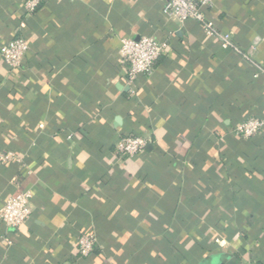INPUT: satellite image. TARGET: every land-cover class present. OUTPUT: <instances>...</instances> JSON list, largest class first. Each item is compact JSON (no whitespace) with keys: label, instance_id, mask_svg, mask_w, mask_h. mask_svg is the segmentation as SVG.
<instances>
[{"label":"crops","instance_id":"crops-1","mask_svg":"<svg viewBox=\"0 0 264 264\" xmlns=\"http://www.w3.org/2000/svg\"><path fill=\"white\" fill-rule=\"evenodd\" d=\"M27 1L0 0V47L29 43L17 69L0 56V150L23 157L0 165V206L32 191L25 223L0 220V264H264V127L232 132L264 119V0L206 9L233 49L163 0ZM140 36L167 47L128 87L121 40ZM122 135L145 150L119 157Z\"/></svg>","mask_w":264,"mask_h":264},{"label":"built area","instance_id":"built-area-1","mask_svg":"<svg viewBox=\"0 0 264 264\" xmlns=\"http://www.w3.org/2000/svg\"><path fill=\"white\" fill-rule=\"evenodd\" d=\"M38 0H28L26 8L33 9ZM212 0H163V14L179 22L193 20L204 30L206 37L217 36L223 48H234L230 32H218L213 21L207 18L205 11ZM167 44L153 37H127L121 40L118 60L126 67V85L132 86L140 76H150L156 59L164 53ZM29 50V43L22 36H16L2 47L0 56L10 69L21 66L22 60ZM256 76V75H255ZM264 127V119L247 116L232 128V132L241 138H248L260 133ZM146 146V140L140 136L122 135L115 143L114 150L119 157L134 158L140 155ZM15 162L22 164V155L9 150H0V165ZM32 191L23 190L4 199L0 206V220L9 229L25 223L31 215ZM10 243L8 236L4 237ZM96 235L91 231L79 233L77 249L80 257H87L96 244ZM251 264V263H247Z\"/></svg>","mask_w":264,"mask_h":264}]
</instances>
